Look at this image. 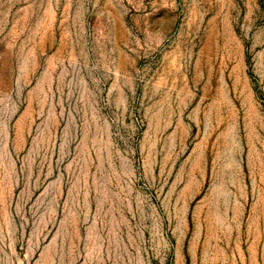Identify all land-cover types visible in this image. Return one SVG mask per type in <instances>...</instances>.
Segmentation results:
<instances>
[{
	"label": "rangeland",
	"instance_id": "obj_1",
	"mask_svg": "<svg viewBox=\"0 0 264 264\" xmlns=\"http://www.w3.org/2000/svg\"><path fill=\"white\" fill-rule=\"evenodd\" d=\"M0 264H264V0H0Z\"/></svg>",
	"mask_w": 264,
	"mask_h": 264
}]
</instances>
